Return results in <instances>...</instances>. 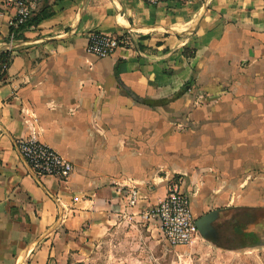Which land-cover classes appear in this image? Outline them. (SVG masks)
Listing matches in <instances>:
<instances>
[{
  "label": "crops",
  "instance_id": "obj_1",
  "mask_svg": "<svg viewBox=\"0 0 264 264\" xmlns=\"http://www.w3.org/2000/svg\"><path fill=\"white\" fill-rule=\"evenodd\" d=\"M12 13L0 0V50ZM32 15L0 81V264H152L171 246L146 213L178 177L195 219L217 213L198 239L264 248V0H42ZM91 33L138 48L97 58ZM32 133L67 179L30 170L15 141Z\"/></svg>",
  "mask_w": 264,
  "mask_h": 264
},
{
  "label": "built area",
  "instance_id": "obj_2",
  "mask_svg": "<svg viewBox=\"0 0 264 264\" xmlns=\"http://www.w3.org/2000/svg\"><path fill=\"white\" fill-rule=\"evenodd\" d=\"M42 0H5L6 5L13 9L9 19L10 33L2 46V51L11 50L16 40V30L23 25L33 14ZM147 4L163 2H187L191 0H143ZM134 33L109 35L91 33L86 45V52L97 58H103L119 48L137 49L138 37ZM7 63L2 64L0 71L7 69ZM15 149L25 161L30 170L39 177L52 176L65 180L73 171L70 161L62 157L51 147L41 143L35 133L26 138L15 141ZM180 177L172 178L167 182L166 195L146 213L158 221L161 236L171 247L186 246L199 238V232L194 224L195 218L190 208L189 195L182 190ZM136 191H132L128 204L134 205Z\"/></svg>",
  "mask_w": 264,
  "mask_h": 264
},
{
  "label": "rangeland",
  "instance_id": "obj_3",
  "mask_svg": "<svg viewBox=\"0 0 264 264\" xmlns=\"http://www.w3.org/2000/svg\"><path fill=\"white\" fill-rule=\"evenodd\" d=\"M152 255V264H264V248L218 252L200 239L180 247H168L163 242L152 249Z\"/></svg>",
  "mask_w": 264,
  "mask_h": 264
},
{
  "label": "water",
  "instance_id": "obj_4",
  "mask_svg": "<svg viewBox=\"0 0 264 264\" xmlns=\"http://www.w3.org/2000/svg\"><path fill=\"white\" fill-rule=\"evenodd\" d=\"M217 213L215 211L208 212L195 219L194 224L199 234L205 239H213V221L216 218Z\"/></svg>",
  "mask_w": 264,
  "mask_h": 264
},
{
  "label": "trees",
  "instance_id": "obj_5",
  "mask_svg": "<svg viewBox=\"0 0 264 264\" xmlns=\"http://www.w3.org/2000/svg\"><path fill=\"white\" fill-rule=\"evenodd\" d=\"M41 18L37 15H32L23 25L19 26L18 29L16 30V38H21L22 37V32L26 29H28L29 27H31L32 25L37 24V22L40 20ZM9 56L10 53L9 51H2L0 50V67L2 64H9ZM5 74V71L1 72L0 71V81L3 79Z\"/></svg>",
  "mask_w": 264,
  "mask_h": 264
}]
</instances>
